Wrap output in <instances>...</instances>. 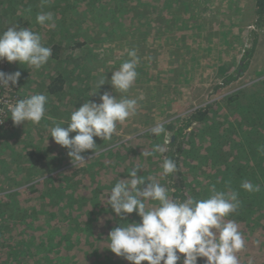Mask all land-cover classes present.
Segmentation results:
<instances>
[{
    "label": "rangeland",
    "instance_id": "1",
    "mask_svg": "<svg viewBox=\"0 0 264 264\" xmlns=\"http://www.w3.org/2000/svg\"><path fill=\"white\" fill-rule=\"evenodd\" d=\"M14 1L13 4L16 6L9 7L8 0H0V32L15 24L18 27H30L42 36L47 46L51 40L47 31L52 28L38 24L36 15L42 11L52 12L55 23L53 28L64 29V33L54 35L52 39L59 42L62 40L63 48L58 51L61 55L60 62L54 63V66L49 68L45 64L39 70L29 69L26 64L21 65L19 62L0 59V71L21 73L16 85H10V88L1 87L0 95L4 96V100L11 103L18 100L13 96V101L8 93L4 92L6 88V90L15 89L19 99L34 93H44L49 102L50 94L43 87L42 78L48 73L65 68L70 78L69 84L73 87H67L59 99L51 96V101L56 104L59 101L69 102L65 111L60 112L61 119L67 120L71 111L86 100L99 103V97L104 92L121 95L115 92L109 81L112 72L128 59L127 51L136 49L140 57L137 67L138 77L126 95H143L144 99L139 102L137 114L118 125L117 134H114L111 140L103 141L99 137H94L95 141L99 138V141H96L97 154H102L106 148L114 146L115 140L121 142L134 138L148 132L157 123H163L167 133L170 134L160 135L168 141L172 126L177 125L191 110L206 107L205 119L189 125V136L180 145L181 160L185 162L188 159L194 160L191 166L194 168L199 166L196 176L189 172L185 173L187 189L188 191L193 189L192 196L203 198L208 195V186L215 184L218 190L237 191L240 206L252 204L251 215L241 222L242 231L247 235L244 236L247 247L237 255L240 260L243 258L248 262V257L253 255L244 256V253H259L262 254L261 259L264 252V170L259 166L264 164V119L256 117L251 111H245L246 103L251 97L245 96L238 101L239 96L234 95L238 90L247 89L248 86L264 81V28L256 30V34L252 32L256 29L254 1L98 0L95 6H84V8L72 6L65 10V17L58 22H55V11L46 10L43 7L45 4L37 2L34 7L27 6L23 10L22 4L25 0L22 3L21 0ZM149 5L151 7H148ZM76 27L80 29L76 31L78 34H75L74 41L71 42L69 37L75 33ZM96 32H99L100 37L94 39ZM255 35L257 37L254 41ZM247 54L252 57L247 66L241 69L239 65L248 60ZM83 60H89L86 68L82 67ZM26 70L29 73L25 72ZM104 73L106 82L90 95ZM230 75H235L236 78L227 83L226 78ZM246 94L243 93V96ZM232 96L236 97V100L231 105L226 104ZM238 104L242 107L238 113L233 112ZM5 108L4 105V112L0 114V125H4L2 115L8 113ZM246 114L248 115L243 120L237 119V115ZM52 121L54 120L41 121L39 124L43 122V126L39 132L35 130L39 124H33L31 121L21 123L9 130L5 126L7 128L5 132H2L4 128L0 130V222L8 217L6 210L8 205L13 203L30 210L37 221L39 212L37 210L32 212L34 201L26 197L29 192L28 186L33 181L35 183L47 178L51 187H58L55 181L54 183L52 181L54 175L47 173L48 169L58 166L60 157H66V161L74 165L67 154L69 151L67 148L57 144L52 137L46 141ZM248 129L252 130L247 131ZM34 134L37 145L45 147V154L50 157L46 163L48 167L43 170L45 175L41 173L42 178L38 177V179L35 175L40 172L42 166L38 171L32 169L28 159L23 156L27 151L26 148L20 147ZM72 135L75 133L70 134ZM160 136L151 139L148 146L146 145L148 150L153 149L161 139ZM6 137L9 138L8 149L4 143ZM122 149L119 147L114 154H120ZM131 154L132 151L127 152L126 155ZM82 155L86 161L79 164H82L88 172L93 171L94 153L86 150ZM153 155H157V152H153ZM214 157L216 158L212 160ZM218 157L225 159L226 163L219 164V161H216ZM236 159L238 161L235 164L233 162ZM238 163L243 165L241 171ZM186 165L185 169L188 170L190 164L186 162ZM226 169L229 170L228 177L231 179L221 181V177L227 173ZM149 170L150 167L139 170L140 175L145 177L155 175L159 178L160 171L150 173ZM242 172L244 177L241 176ZM27 178H32L33 181L21 183L18 187L20 180ZM83 178L84 175L81 179ZM99 178L97 174L94 175L91 183L94 184ZM245 180L259 185L260 191L248 192L242 189L240 185ZM162 181L165 184V180ZM40 183L38 190L42 191L44 197L48 188ZM188 195H191L190 191ZM91 197L90 192L87 198L90 206L93 203ZM40 198L37 192L35 199L38 204L41 203ZM49 198L55 197L49 196ZM89 205L85 204L82 207L87 211L86 217L89 214ZM23 211L20 214H23ZM84 213L85 211H80L79 215L83 217ZM228 219L233 220L234 217L229 216ZM36 221L37 228L39 224ZM39 234L45 236L43 230ZM21 235L23 239H36L35 232L28 233L24 230ZM77 235L81 236V233L75 232V236ZM93 245L97 246V243ZM3 249L4 261L11 262L13 259L6 257L9 249L0 247V250ZM252 261L255 264L254 259Z\"/></svg>",
    "mask_w": 264,
    "mask_h": 264
},
{
    "label": "clouds",
    "instance_id": "2",
    "mask_svg": "<svg viewBox=\"0 0 264 264\" xmlns=\"http://www.w3.org/2000/svg\"><path fill=\"white\" fill-rule=\"evenodd\" d=\"M36 22L55 27L52 12L38 13ZM51 57L52 48L46 46L42 36L30 27L15 24L0 32V59L39 70ZM127 57L112 72L109 81L115 92L121 95L104 92L99 103L86 100L71 111L67 120L52 121L48 136L69 150L67 154L73 164L86 161L82 155L86 150L97 154L98 144L94 137L111 140L117 134L118 125L137 114L143 95L126 94L138 77L140 57L134 48L127 51ZM20 75L19 71H0V87L16 85ZM105 82L104 73L90 95ZM47 103L48 97L44 93L27 95L8 105L9 116L14 124L26 121L39 124L45 117ZM66 123L67 127H63ZM150 132L155 136L170 135L163 123L155 124ZM70 133L75 135L70 136ZM165 151L162 145L157 144L151 151H144L143 155L148 157L153 152ZM160 168L159 179L155 175L145 177L137 174L143 168L136 164L129 170L127 178L118 179L106 193V204L117 216L135 212L140 217L139 222L114 227L107 237L108 248L132 264H141L142 261L147 264H177L181 259L182 264H197L199 257L206 258L205 264H240L237 253L246 247V240L237 222L228 219L240 206L239 193L218 190L215 184H210L206 197H173L171 190L161 181L177 171V164L165 157ZM240 187L248 192L260 191L259 185L248 180L242 181ZM179 254H183V258ZM248 264H253V261L249 259Z\"/></svg>",
    "mask_w": 264,
    "mask_h": 264
},
{
    "label": "trees",
    "instance_id": "3",
    "mask_svg": "<svg viewBox=\"0 0 264 264\" xmlns=\"http://www.w3.org/2000/svg\"><path fill=\"white\" fill-rule=\"evenodd\" d=\"M11 1H13V3L15 2L14 0ZM23 1L24 0H21L20 3ZM253 1L254 24L256 29H254L252 32L253 34H256V30H262L264 28V0ZM37 2L42 5L45 4L43 7L46 8V10H54L56 19L55 22H58L65 17V10L70 9L72 6H80L81 8H84V6H95L98 3V0H47L46 3L45 0H25V2L22 4L23 10H25L27 6L34 7ZM13 3L8 0L9 7L16 6V4ZM148 7H151V5ZM148 7L145 8L149 9ZM122 9L125 11L124 8ZM78 29L80 28L76 27L74 30L75 33L70 35L69 39L71 42L74 41L75 34H78L76 33ZM63 31L64 29H55L53 27L47 31L51 36V40L47 46L52 48V57L46 64V66H48L47 68L54 66V63L60 62L61 55L58 51L62 50L63 48V44L61 42L62 40L60 42L55 41L52 39V37L54 35L64 33ZM99 32H96L94 39L100 37ZM256 37L257 36L255 35L253 38L254 41L256 40ZM83 39L85 40L84 36ZM251 57L252 55L250 54L246 55L248 60L239 65L241 69L247 66V63H249ZM88 64L89 60H83L82 67L86 68ZM28 68L32 69L30 67ZM61 69L54 73H48L42 78L41 83L46 89L47 93L50 94V101L46 104V113L44 119L42 120L44 122L48 121V119L56 121L65 119H61L60 112L65 111L66 107L69 106V102L59 101L56 104L51 101V96L59 99L67 87H73L71 84H69L70 78L68 73H66L67 71H65V68ZM25 72L29 73L28 70ZM235 78V75H230L226 78V82L228 83L231 79ZM246 88L247 89L244 88L245 90H238L234 95L239 96L238 101L239 98L241 99L245 96L251 97V99L246 103L247 108H245V111H251L256 117H262L264 119V81L262 83L253 84ZM0 89L2 90L1 87ZM4 89V92H7L13 101V96H16L17 99H19L18 93L14 91L15 89ZM243 93L247 94L243 96ZM69 100L73 102L71 99ZM235 100L236 97L232 96L231 99L226 102V104L231 105ZM240 107H242V105L238 104V106L232 111L238 113ZM229 110L231 111V109ZM206 114V107L195 108L191 110L182 120H180L177 125L172 126L171 136L168 138V141L164 140V138L160 136L161 139L157 141V144L162 145L166 149V151L163 153L157 152V155L152 154L148 157L143 155L144 151L152 150V148L148 150L147 146L151 139L155 138V135H153L149 130L146 133L140 134L126 141L119 142L118 140H115L113 142L115 144L114 146L106 148L102 154L94 155L92 165L93 171L91 172H88V170L82 164L76 163L72 165L70 161H66V157H60L58 159L60 164L56 167L53 166L49 168L47 172L49 175H54V180L52 181L53 183L55 181L58 187H51L50 180L47 178L42 181H36L35 183L32 178L21 179L18 187L21 186V183L33 181L28 186L29 192L26 194V197L34 201V208L32 209V212L37 210L39 212V219L36 221L31 215L30 210H26L24 207L16 205L13 203V201V204L8 205L9 207L6 210L8 211V214H6L8 217L0 222V247L9 249V253L6 255V257L8 258L9 256V259L13 260H11V262H8L9 260L4 261L5 257L3 249L0 250V264H132V262L127 261L124 257L117 256L108 248L109 239L107 237L109 232L114 227H117L120 224H126L127 222H139L140 217L137 216L135 212L131 214H125L123 217L117 216L111 209V206L106 204V193L110 191L111 187L114 186L118 179H125V177L127 178L129 170L136 164L140 163L142 168L145 169L150 167V173H155L158 171L161 172L162 169L160 168V164L165 157H168L173 159L177 164V171L170 174L165 179V185L171 190L170 195L173 197H179L181 199H184L189 194V191L192 195L193 189L188 191L185 181L186 176L184 175L186 172H189L193 176H196V171L199 166L197 165L194 168L191 166L192 161L194 160L188 159L186 162L188 165L190 164V166L188 167V170L185 169L187 165L185 160H181L182 156L180 154V145L184 143L189 136V125H191L193 122L202 121L205 119ZM9 115L10 113L8 112L4 114L3 117H1L4 120V125H0V130L4 128L2 132L7 130L5 126H7L9 130V128L14 129L20 125L14 124ZM66 115H68V112ZM247 115L248 114L241 116L237 115V119L243 120V118H246ZM248 125L252 126L250 124ZM42 126L43 122L36 126L35 130L37 132L41 131ZM63 127H67V123L63 125ZM251 130L252 129H248L247 131ZM50 137L51 136H47V140L50 139ZM36 140L37 138L34 134L20 147L26 148L27 151L23 154V156L25 159H28V164L32 167V169L38 171L39 167L42 166L40 168V172L38 171L39 173L37 172L35 175V178L38 179V177L42 178L41 173H44L45 175L43 170L48 167L46 163L49 161L50 157L45 154V147L38 146ZM7 141L9 142V138H4V143L6 145L8 143ZM96 141L98 142L99 138H97ZM32 142L33 144H30ZM6 147L8 149L9 144ZM119 147L123 148L120 151V154H114L115 151L119 149ZM7 149L4 151L5 156L7 155ZM210 149H212V147ZM130 151H132L133 154L126 155L127 152ZM215 158L216 157L212 158V160ZM216 161H219V164L226 163V160L221 157H218V160ZM237 161L238 160L236 159L233 163L236 164ZM238 165L240 164L238 163ZM242 166L243 165H240V171ZM254 166L256 167V163ZM259 167L264 170V164H260ZM228 171L229 170L226 169L227 173L221 177V181L231 179V177H228ZM96 174L100 178L99 180H95L93 184L91 183V178ZM137 174L140 175L139 170ZM83 175L85 178L82 180L81 178ZM181 175L183 176L181 177ZM241 176L244 177V173ZM39 182L48 188V191L44 197H42V191L38 190ZM145 183H147V181ZM161 183H164V181H161ZM6 189L7 188H4V190ZM37 192L41 197L39 199V201H41L40 204H38L35 199ZM90 192L92 193L91 199H93L91 206L89 205L90 202L87 200ZM243 193L245 194V191H243ZM49 196L55 198L50 199ZM85 204L87 206L89 205L90 207L87 217V211L82 208L85 206ZM22 211L23 214H20ZM80 211H85L83 217L79 215ZM252 211V204H245L230 214V217L233 216V220H235L240 226L243 236L247 235L242 231L243 224H241V222L243 219L248 218ZM14 212H17V214ZM34 220L39 224L37 228L35 227ZM24 230L28 233L35 232L36 239H23L21 234ZM42 230L44 231L45 236L39 234ZM77 231H79V234L81 233V236H75V232ZM93 243H97V246H94ZM83 245L84 247H82ZM84 250L88 251L86 252ZM34 252L36 254H34ZM249 254L253 256L248 257V260L254 259L255 264H264V252L261 259L260 256L262 254L259 253H244V256ZM179 255L181 258H183V254ZM83 256L84 259L82 260ZM181 260L178 261L177 264H182ZM205 261L206 258L199 257L197 264H205ZM141 264H147V262L142 261ZM240 264H248V262L242 258L240 260Z\"/></svg>",
    "mask_w": 264,
    "mask_h": 264
},
{
    "label": "built area",
    "instance_id": "4",
    "mask_svg": "<svg viewBox=\"0 0 264 264\" xmlns=\"http://www.w3.org/2000/svg\"><path fill=\"white\" fill-rule=\"evenodd\" d=\"M10 101L4 100V96L0 95V114H2L4 112V105H5V109L8 110V105L10 104ZM4 115H2L3 117Z\"/></svg>",
    "mask_w": 264,
    "mask_h": 264
}]
</instances>
